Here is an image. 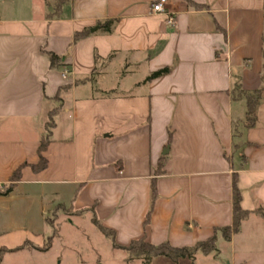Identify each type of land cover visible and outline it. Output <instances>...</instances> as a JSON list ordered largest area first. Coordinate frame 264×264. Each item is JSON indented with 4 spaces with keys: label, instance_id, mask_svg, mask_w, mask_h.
<instances>
[{
    "label": "crops",
    "instance_id": "0c3cea01",
    "mask_svg": "<svg viewBox=\"0 0 264 264\" xmlns=\"http://www.w3.org/2000/svg\"><path fill=\"white\" fill-rule=\"evenodd\" d=\"M157 1L0 0V189L21 168L0 198V252L42 248L59 208L90 213L121 246L192 248L232 227L237 175L250 215L231 241L217 232L216 253L151 264H264V92L251 127L236 93L264 90V0H168L156 14Z\"/></svg>",
    "mask_w": 264,
    "mask_h": 264
},
{
    "label": "trees",
    "instance_id": "16d2710c",
    "mask_svg": "<svg viewBox=\"0 0 264 264\" xmlns=\"http://www.w3.org/2000/svg\"><path fill=\"white\" fill-rule=\"evenodd\" d=\"M115 22L114 21H107L104 23H98V26L100 30L104 33H110ZM89 35V31H84L82 33H78L75 35L74 40L78 41L82 38H85ZM263 55H264V37H263ZM50 62H51V68L57 69L62 66V58L59 56L50 53ZM170 69H162L155 73H152L145 82H151L157 78H161L167 74L170 73ZM264 90H258L253 93H247L244 91H237V95L243 98L246 102V123L248 127H251L254 125L256 121V109L262 99ZM236 95V96H237ZM56 114V111H52L49 115V121L47 124V129L51 130L54 128V116ZM50 134L51 131L48 132V134L42 139L41 145L39 148V162L36 165L31 166L32 170L36 173L44 171L48 166V161L46 157L44 156L45 151L47 150V146L50 142ZM237 146V145H236ZM165 164V159L160 161L157 175H160L163 173V167ZM21 180V168L18 169L13 177H12V184L9 186H5L2 189H0V198L8 197L12 194L14 191V187L18 182ZM157 199V186H156V180L154 179L152 181V204L151 207L153 208L155 201ZM241 192L238 188V178L237 175H234L233 177V212H234V222L232 227H227L224 229L217 230L215 235L211 237L209 240L203 243L197 244L195 247L192 248H176L170 245L169 243H163L160 245H153L151 243H148L145 239H139L136 241L131 242L128 246H121L116 244L115 240V232L104 227L97 219L93 218L92 222L93 224L98 228V230L105 235L107 238L111 240L113 243V247L119 250H122L126 252L127 259L126 262L130 264L134 260H141L145 264H151L152 260L154 258H167L171 260L174 263H178L180 260L184 259H190L194 261L196 254L201 252L205 255L216 253L217 250V232H220L223 236V238L230 242L231 238L234 234L238 233L241 229L242 223L248 218L250 215L249 212L242 209L241 206ZM151 212V211H150ZM257 214L262 216L264 218V210L262 208H258L256 211ZM150 214H148L147 220L150 217ZM51 249V242L46 245L45 248L41 249L40 251H48ZM2 250L0 252V261L3 257Z\"/></svg>",
    "mask_w": 264,
    "mask_h": 264
},
{
    "label": "rangeland",
    "instance_id": "374dc122",
    "mask_svg": "<svg viewBox=\"0 0 264 264\" xmlns=\"http://www.w3.org/2000/svg\"><path fill=\"white\" fill-rule=\"evenodd\" d=\"M91 220L90 213L59 208L48 216V227L38 231L45 239L42 248L31 255L3 252L0 264H128L126 252L114 248ZM50 242V250L40 251Z\"/></svg>",
    "mask_w": 264,
    "mask_h": 264
},
{
    "label": "built area",
    "instance_id": "2783aa9c",
    "mask_svg": "<svg viewBox=\"0 0 264 264\" xmlns=\"http://www.w3.org/2000/svg\"><path fill=\"white\" fill-rule=\"evenodd\" d=\"M168 4V0H158L156 3L152 5L153 13H165V7ZM169 23L173 24V19H169Z\"/></svg>",
    "mask_w": 264,
    "mask_h": 264
}]
</instances>
